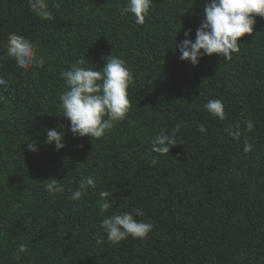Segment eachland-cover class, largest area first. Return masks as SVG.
Wrapping results in <instances>:
<instances>
[{"label": "trees", "instance_id": "1", "mask_svg": "<svg viewBox=\"0 0 264 264\" xmlns=\"http://www.w3.org/2000/svg\"><path fill=\"white\" fill-rule=\"evenodd\" d=\"M56 2V19L46 21L29 0H0V75L9 82L0 91V264H264V19L239 38L230 61L213 54L194 67L174 44L189 29L194 41L206 0H153L142 25L120 14L126 0ZM10 32L36 44L43 68L26 72L7 58ZM111 54L134 74L131 110L99 140L74 138L59 106V74L85 56L101 70ZM211 99L223 101L224 121L205 109ZM237 123L238 141L225 131ZM176 125L168 155H147L151 138ZM60 126L65 147L56 151L43 142L46 129ZM30 138L36 153L27 151ZM86 176L96 179L95 192L70 200ZM53 178L64 193L45 191ZM101 190L116 200L103 214ZM134 208L154 225L148 237L108 242L104 217ZM21 243L27 254L17 253Z\"/></svg>", "mask_w": 264, "mask_h": 264}, {"label": "clouds", "instance_id": "2", "mask_svg": "<svg viewBox=\"0 0 264 264\" xmlns=\"http://www.w3.org/2000/svg\"><path fill=\"white\" fill-rule=\"evenodd\" d=\"M31 11L42 20L53 21L56 19L54 12L60 8L56 0H29ZM153 0H126L119 7L122 16L132 15L137 24H143L148 17ZM204 18L196 30L194 41L190 39L191 30L184 32L185 39L174 48L179 51L181 61H188L194 67L198 65L204 56L213 54L223 56L225 61H230L234 54L240 51L239 38L253 33L256 18L264 19V0H206L203 9ZM178 34V33H177ZM176 34V36H177ZM7 58L15 62V65L24 71H35L46 64V60L40 55L36 44L23 35L10 32L4 45ZM105 65L101 70L89 64L85 57L78 58L59 75L64 81L65 90L59 94V106L63 111V117L70 121L68 131L74 138L89 137L101 139L115 126L116 123L127 118L131 110V100L128 89L134 82V74L128 67L127 61L120 56L109 55L104 58ZM8 80L0 75V91L7 90ZM3 99V96H0ZM205 109L219 121L226 119L225 106L222 100L211 99L205 105ZM59 128L46 129L47 145H54L56 151L65 147V133ZM254 124L251 120L244 121V131L251 132ZM180 125H176L171 132L160 130L150 140V149L147 155L152 153L157 156L168 155L170 148L177 145L176 133ZM201 134L206 132L204 124L197 126ZM225 131L233 140H240L242 136L241 125L228 126ZM27 151L36 153L39 151L38 141L34 138L25 143ZM253 145L244 140L243 150L250 152ZM157 158H152L156 163ZM86 190L95 192L96 179L91 176L81 178L79 186L72 191L69 199L78 201ZM45 191L50 195L64 193L62 181L50 179L45 183ZM113 192L101 190L99 196V212L108 213L115 206L116 200ZM144 212L134 208L131 212H113L106 215L101 221V228L107 241L119 244L128 237L144 240L153 230V223L138 220ZM97 245L104 243V237L97 235ZM29 248L26 243L18 246L17 253L27 254Z\"/></svg>", "mask_w": 264, "mask_h": 264}]
</instances>
